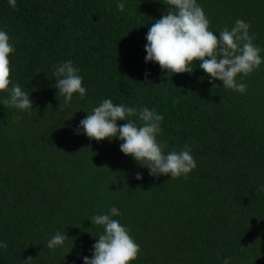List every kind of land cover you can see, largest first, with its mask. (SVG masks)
<instances>
[{
  "label": "trees",
  "instance_id": "1",
  "mask_svg": "<svg viewBox=\"0 0 264 264\" xmlns=\"http://www.w3.org/2000/svg\"><path fill=\"white\" fill-rule=\"evenodd\" d=\"M197 2L217 36L250 22L264 58V0ZM167 11L163 0H17L15 9L0 0V30L15 45L11 78L33 100L20 110L0 92V264H84L104 231L90 218L113 206L141 248L131 264H264V63L238 74L244 94L213 81L199 60L193 73L162 70L145 45ZM68 60L86 93L65 105L55 70ZM108 98L163 115L165 153L189 145L197 167L155 177L119 138L77 134ZM58 231L69 238L49 249Z\"/></svg>",
  "mask_w": 264,
  "mask_h": 264
},
{
  "label": "clouds",
  "instance_id": "2",
  "mask_svg": "<svg viewBox=\"0 0 264 264\" xmlns=\"http://www.w3.org/2000/svg\"><path fill=\"white\" fill-rule=\"evenodd\" d=\"M10 7H17V0H8ZM168 8L162 18L155 20L150 27L145 45L146 61L157 62L162 70L168 73H193L194 61H201L199 67L212 80H220L227 89L244 94L248 85L237 82L238 74L247 76L259 69L264 63L261 57L262 49L254 43L255 36L250 34L251 24L243 19H237L231 29L225 27L217 36L210 30V20L197 0H163ZM119 10L125 9V3L117 4ZM6 30H0V92H9V98L3 100L5 106L11 105L20 110H30L33 100L28 92L22 90L19 83H14L10 54L15 52V45ZM80 69L73 61L62 62L55 70V87L58 94L64 97L67 105L73 99L74 93H79L83 99L86 88ZM148 73H146V76ZM145 83H150L145 80ZM60 106V105H59ZM136 116L137 120L130 119ZM164 117L155 109L128 107L114 104L111 98L104 99L99 106L82 119L77 128L90 139L102 141L106 138H119L123 143L121 151L134 157L142 166L150 169L149 175L159 177L169 175L178 178L187 177L197 167L192 155V149L185 145L180 151L172 150L165 153L166 142L158 141L161 133V122ZM127 123L118 125V121ZM136 179H143L137 173ZM121 213L113 206L105 214L92 216L93 225L103 226V233L93 245V255L84 256V264H131L141 251L130 234V229L113 217ZM69 238L67 233L56 232L48 241L47 247L54 249L64 245ZM0 247L7 244L0 242ZM32 256L25 260L30 264ZM229 264V258L224 260Z\"/></svg>",
  "mask_w": 264,
  "mask_h": 264
}]
</instances>
